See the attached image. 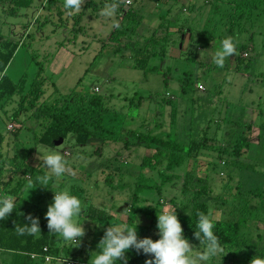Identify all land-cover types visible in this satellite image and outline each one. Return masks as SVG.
I'll list each match as a JSON object with an SVG mask.
<instances>
[{"label":"rangeland","instance_id":"rangeland-1","mask_svg":"<svg viewBox=\"0 0 264 264\" xmlns=\"http://www.w3.org/2000/svg\"><path fill=\"white\" fill-rule=\"evenodd\" d=\"M16 1L0 0V42L19 44L5 72L14 82L25 74L24 92L41 81L42 94L36 102L30 92L0 103V152L8 157L3 177L48 207L59 188L50 182L53 190L36 185L28 191L31 175L18 164L27 157L46 172L36 146L63 155L67 172L59 187L84 206L79 219L85 235L70 246L83 254L73 257L91 264L111 223L137 222L138 238L158 239L157 227H148L150 216L133 214L132 206L175 209L186 219L203 202L213 222L239 225V245L220 246L207 264L264 258V0H84L74 14L63 0H32L23 7ZM113 3L115 16H103ZM253 4L258 8L246 7ZM116 24L133 30L120 44L111 41ZM225 38L236 52L218 67L211 57ZM141 52L148 55L144 69L133 66ZM74 89L104 97L109 136L80 144L69 133L51 147L35 146L40 121L49 122L35 118V110ZM140 132L175 140L180 165L168 169L171 149L161 147L157 160L143 164L157 147L139 140ZM241 136L249 147L236 157L232 150ZM166 175L171 178L162 181ZM189 243L199 251L200 243ZM61 245L69 247L63 240ZM138 253L137 264L151 258ZM0 264L30 262L23 253L0 251Z\"/></svg>","mask_w":264,"mask_h":264},{"label":"trees","instance_id":"trees-1","mask_svg":"<svg viewBox=\"0 0 264 264\" xmlns=\"http://www.w3.org/2000/svg\"><path fill=\"white\" fill-rule=\"evenodd\" d=\"M31 1L32 0H17L15 4L17 7H23L28 6ZM246 7L249 8V10L258 8L257 4H253L250 7L247 5ZM126 27L123 29L116 27L117 31L114 32L111 38L113 43L120 44L122 37L129 35L131 32L133 33V30L129 31ZM18 45L17 42L11 39H4L0 42V103L9 101L15 94H19L20 99H23L30 92H33V101L36 102L42 94V86H39L41 81L39 83L37 82L38 80L33 81L31 87L24 92L26 84L25 74L22 75L17 82H14L5 72ZM137 53H140V50H137ZM147 63V54L141 52V55L134 57V67L144 69ZM31 89L33 90L31 91ZM30 104L31 107H34L33 102ZM106 111L107 109L104 106V97L102 95L74 89L65 97L54 98L47 108L40 106L39 109L37 108L35 110V118L40 119L45 116L49 119V122L43 125V121H40L42 124L39 126V131L34 133V142L35 144H43L51 147L57 140L66 138L69 133H74L75 141L80 144L87 143L91 137L95 136L107 138L109 136L107 135L109 130L103 126V116ZM137 137L139 140L147 142L148 145L153 144L157 147L154 154L144 158L143 164H148L152 157L157 160L161 154V149H171L167 158V168L173 169L180 165L183 159L182 152L175 140L141 132L137 134ZM240 138L241 139L235 143L234 149L232 150L236 157L240 156L242 150L246 151L249 147V141L246 140L245 136H241ZM159 147H161L160 150L158 149ZM26 158L18 164V167L23 168L25 173L30 174L33 182L38 176L43 175L44 170L39 166H32L26 161ZM7 159L8 157L0 152V192H2L0 196H13L16 199V209L13 210L8 217L0 220V251L23 253L30 264L33 262L36 263V260L30 259L27 253H40L43 246H48L51 253L56 255L59 254L62 248V239L49 232L47 219L45 217L48 207L42 206L37 200L24 197L22 193H20L23 187L22 184L14 188L11 185L12 181L3 177ZM169 178L171 177L167 175L163 176L162 181ZM37 186L44 187L39 184H37ZM140 189L138 185L135 187V196ZM132 211L133 214L141 212L150 216L149 229L157 227L159 210L155 206H132ZM197 211L208 212L206 203H195L191 209V215L186 219H181L179 217L178 219L181 222L185 237L189 241L200 243L194 234ZM29 216L39 218L40 235L34 237L17 234V226L22 225L24 222L28 223L29 221L27 218ZM214 225V232L218 237L221 247L239 245V225L237 223L229 224L217 220L214 222ZM137 230H140V228H137ZM72 253L71 247L69 246L65 250V255H71ZM139 256V253L135 249H130L126 253V264H135ZM37 263L43 264L41 260H38ZM121 264H123V261Z\"/></svg>","mask_w":264,"mask_h":264},{"label":"clouds","instance_id":"clouds-1","mask_svg":"<svg viewBox=\"0 0 264 264\" xmlns=\"http://www.w3.org/2000/svg\"><path fill=\"white\" fill-rule=\"evenodd\" d=\"M84 0H63L65 9L70 13H78ZM118 5L113 3L102 10L105 17H113L117 13ZM115 27H119L118 24ZM236 46L231 38L221 41L220 47L212 55V62L223 67L227 58L234 55ZM39 152L40 166L47 171L38 176L29 190L37 184L46 188L52 182L59 190H54L53 202L49 204L45 217L49 232L55 234L69 246H76L85 235V229L79 219L84 206L82 200L64 187L60 188V181L67 172V164L62 154L55 149H42ZM154 206V205H153ZM16 209V199L0 196V220L9 216ZM191 215V212H189ZM195 237L200 241L199 251H193L189 240L183 233L176 210H163L158 213L157 229L159 238H138L137 222L130 227L123 222L111 223L98 244L99 251L91 254V264H126V253L130 249L150 255L146 264H207L221 251L219 240L214 232L213 214L211 211H197ZM28 223L17 226L18 235L38 236L41 234L39 218L29 216ZM252 264H264V258L253 259Z\"/></svg>","mask_w":264,"mask_h":264},{"label":"built area","instance_id":"built-area-1","mask_svg":"<svg viewBox=\"0 0 264 264\" xmlns=\"http://www.w3.org/2000/svg\"><path fill=\"white\" fill-rule=\"evenodd\" d=\"M126 4L130 3V0H125ZM97 89V88H96ZM30 258L33 260H41L43 264H56V263H62V264H82L80 260L77 258H69L65 257L61 254H53L49 251L48 246H43L40 253L38 252H32L28 253Z\"/></svg>","mask_w":264,"mask_h":264},{"label":"crops","instance_id":"crops-1","mask_svg":"<svg viewBox=\"0 0 264 264\" xmlns=\"http://www.w3.org/2000/svg\"><path fill=\"white\" fill-rule=\"evenodd\" d=\"M11 124V123H10ZM37 144H35V146H36ZM13 184H14V182L12 181V183H11V185L13 186ZM136 220H134V222H135ZM62 246V245H61ZM68 248V246H65V245H63L62 246V248H61V252L59 253V254H61V255H63V256H65V257H69V258H75V257H73V254H81L82 252V250H76V251H72L73 253L71 254V255H65V250ZM83 254V253H82ZM84 260V262H85V264H86V261H85V259H83ZM56 264H62V263H56ZM135 264H137V263H135Z\"/></svg>","mask_w":264,"mask_h":264}]
</instances>
